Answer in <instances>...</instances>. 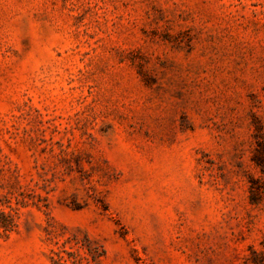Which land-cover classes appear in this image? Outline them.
I'll return each instance as SVG.
<instances>
[{
	"label": "rangeland",
	"instance_id": "rangeland-1",
	"mask_svg": "<svg viewBox=\"0 0 264 264\" xmlns=\"http://www.w3.org/2000/svg\"><path fill=\"white\" fill-rule=\"evenodd\" d=\"M257 149L264 0H0V264H245Z\"/></svg>",
	"mask_w": 264,
	"mask_h": 264
},
{
	"label": "trees",
	"instance_id": "trees-1",
	"mask_svg": "<svg viewBox=\"0 0 264 264\" xmlns=\"http://www.w3.org/2000/svg\"><path fill=\"white\" fill-rule=\"evenodd\" d=\"M261 143L262 142H257L258 146H260ZM257 152L259 153L258 149ZM257 158L258 159H256V164L261 168L262 172L264 173V156H261V152L259 153ZM245 264H264V244L262 251H257L253 248H249V255L245 260Z\"/></svg>",
	"mask_w": 264,
	"mask_h": 264
}]
</instances>
